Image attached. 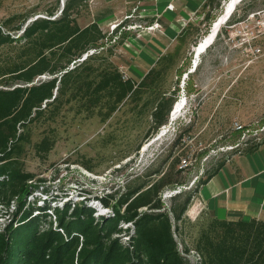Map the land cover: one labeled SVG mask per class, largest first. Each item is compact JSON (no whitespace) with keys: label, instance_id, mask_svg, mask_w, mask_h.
Instances as JSON below:
<instances>
[{"label":"trees","instance_id":"obj_1","mask_svg":"<svg viewBox=\"0 0 264 264\" xmlns=\"http://www.w3.org/2000/svg\"><path fill=\"white\" fill-rule=\"evenodd\" d=\"M89 1L64 0L59 14L56 3L45 16L27 21L32 14H14L0 24V47L20 44L22 55L21 60L0 66V211L12 203L15 206L11 217L5 213L8 222L0 226V264H191L184 255L189 248L180 251L175 234L201 186L225 160L211 171L205 170L192 189L180 187L169 196L170 204H165L162 191L184 182L173 178L182 171L175 168L180 156L174 152L190 126L177 129L173 137L161 142L164 161L169 160L166 169L148 171L147 165L144 173L125 182L123 190L117 182H108L102 194L90 195L81 189V200H65L60 206H51V202L67 193L53 194L43 186V178L35 183V174L21 165L26 146L31 145L39 155L51 149L53 140L43 137L33 143L28 128L45 111L58 109L65 97L66 102L76 103L77 111L95 113L104 122L120 104L137 101L148 90L157 93L150 110L152 130L159 131L169 120L173 99L162 87V68L174 61L173 55H161L156 62L166 63L161 68L151 67L138 81L124 77L113 61L100 60L110 38L100 25L96 21L83 26L78 23L77 14L88 9ZM240 3L217 30L215 39L223 34L224 24L238 22L259 8L248 7L238 14ZM45 74L51 77L35 81ZM263 141L243 152L231 149L252 152ZM36 191L47 196L39 205L37 199L27 201ZM94 203L109 211L96 215ZM195 247L201 255L196 264H264V221L214 217L199 230Z\"/></svg>","mask_w":264,"mask_h":264},{"label":"rangeland","instance_id":"obj_2","mask_svg":"<svg viewBox=\"0 0 264 264\" xmlns=\"http://www.w3.org/2000/svg\"><path fill=\"white\" fill-rule=\"evenodd\" d=\"M125 1L90 0L88 9H82L77 18L81 26L96 21L106 36L110 37L100 60L113 61L124 72V76L138 81L151 67L161 68L166 63L161 60L156 62L161 55L155 54V50L150 48V45L158 46L161 43L157 33L160 24L148 29L153 23H143V19L135 15L139 10L137 4L132 7ZM56 3L58 7L55 12L59 14L61 0H0V24L14 14H32L27 21L45 16V11ZM263 3L264 0L241 2L237 6L238 14L245 8L260 7ZM222 9L201 27L202 31L198 34L186 40L180 38L168 45L165 54H172L174 61L162 68V87L167 97L173 99L171 109L174 110V120L169 117L159 131V128L152 130L150 117L157 93L148 90L137 101L127 100L120 104L104 122L95 113L77 111L76 103L66 102L65 97L58 109L45 111L30 124L28 132L33 143L48 137L53 140V145L43 155L37 154L31 145L26 146L20 162L24 170L35 174V183L38 184V178H43V186L48 187L53 194L67 193L62 195L65 197L51 202V206H60L65 200H81V189L88 190L90 195L102 194L108 182H117L123 190L125 182L140 174L147 165L148 171L159 167L166 169L169 160L164 161L161 142L172 135L174 128L190 126V132L185 134L174 155L180 156V160L186 158L191 163L188 167H181L180 162L176 165L175 168L182 171L173 178L184 182L175 189L162 191L161 199L167 205L171 202L169 196L174 190L180 187L192 189L203 178L205 170L211 171L221 160L226 163L227 158L239 153L231 148L243 152L254 142L264 139V55L256 59L249 58L240 49L227 44V24H224L223 35L199 54L198 47L205 43L204 38L225 10ZM21 58L20 44L0 47V66ZM185 74L189 75L184 77ZM49 77L45 74L37 78L45 80ZM181 102H184L183 107L176 113L175 107ZM189 118L192 120L190 123ZM234 121L242 124L244 130H234ZM46 197L36 191L34 197H28L27 201L37 199L39 205L40 200ZM198 197L197 194L189 205L180 230L175 234L180 251L184 247L196 248L199 230L210 220L207 216H197L200 208L205 209V204L198 202ZM93 205L98 206L97 203ZM97 208L96 215L105 214L102 211L104 209ZM14 209L15 206H11L0 211L1 226L8 221L5 213L11 217Z\"/></svg>","mask_w":264,"mask_h":264},{"label":"crops","instance_id":"obj_3","mask_svg":"<svg viewBox=\"0 0 264 264\" xmlns=\"http://www.w3.org/2000/svg\"><path fill=\"white\" fill-rule=\"evenodd\" d=\"M223 1L225 0L125 2L132 7L137 4L139 10L134 13L143 19V23L160 24L157 33L161 43L158 46L150 45V48L155 50V54L163 55L167 53L171 42L180 40L183 36L188 39L202 31L201 27L212 20L217 12L223 10ZM169 4H172L173 8L168 7ZM205 15L208 18H205ZM198 195L200 199L197 200L205 204V209L196 210L195 215L199 211L197 216L221 220L264 221V141L252 152L238 153L230 157L225 165L201 186Z\"/></svg>","mask_w":264,"mask_h":264},{"label":"built area","instance_id":"obj_4","mask_svg":"<svg viewBox=\"0 0 264 264\" xmlns=\"http://www.w3.org/2000/svg\"><path fill=\"white\" fill-rule=\"evenodd\" d=\"M168 7L173 8V5L169 4ZM157 26L158 23H153L152 25L148 26V29H153L156 28ZM227 27L229 29L228 34L225 37L227 44H232L234 48L240 49L249 58L256 59L264 55V3L261 7L248 12L242 20L227 25ZM214 40L211 42V44L208 47H210L214 43ZM233 126H234L233 127L234 130L236 131L244 130V126L240 124L238 121H234ZM173 130L174 131L172 133V137L175 135L177 129L174 128ZM190 163L191 162L186 158H182L180 160L181 167H188ZM177 189L180 190L181 188H177ZM178 190H174L172 194L177 192ZM12 204L13 205L11 206H14V203ZM102 209H104L102 210L104 213H107L109 211L106 208H102ZM9 219L10 218H8V220ZM4 225L5 223H3V226H1L0 224L1 228H3ZM122 238L124 240H127V237L125 236H123ZM184 255L187 256L191 264H196L201 260L200 253L197 252L195 249H189V251L184 253Z\"/></svg>","mask_w":264,"mask_h":264},{"label":"bare ground","instance_id":"obj_5","mask_svg":"<svg viewBox=\"0 0 264 264\" xmlns=\"http://www.w3.org/2000/svg\"><path fill=\"white\" fill-rule=\"evenodd\" d=\"M241 0H225L223 3V8L225 9L223 14L214 22L212 29L210 30L209 34L204 38V42L203 44H200V46L198 47L199 50V54L203 53L208 46L211 44V42L214 40L215 38V33L217 32V30L221 27V25L225 22V19L227 20V17H229V15L232 13V9L233 7H235L238 3H240ZM205 36V35H204ZM203 36V37H204ZM194 48V47H193ZM195 50V48H194ZM186 102V101H185ZM183 103L181 102L179 103L175 108L176 113L180 111V109L183 107ZM174 112V110H172L171 114H170V118L171 120H173V116L172 113Z\"/></svg>","mask_w":264,"mask_h":264},{"label":"water","instance_id":"obj_6","mask_svg":"<svg viewBox=\"0 0 264 264\" xmlns=\"http://www.w3.org/2000/svg\"><path fill=\"white\" fill-rule=\"evenodd\" d=\"M63 1L64 0H61V5H63ZM228 18V17H227ZM226 20V19H225ZM193 50H194V48H192ZM192 71V70H191ZM187 76V74H185V76L184 77H186ZM171 119V118H170Z\"/></svg>","mask_w":264,"mask_h":264},{"label":"clouds","instance_id":"obj_7","mask_svg":"<svg viewBox=\"0 0 264 264\" xmlns=\"http://www.w3.org/2000/svg\"><path fill=\"white\" fill-rule=\"evenodd\" d=\"M216 34V33H215Z\"/></svg>","mask_w":264,"mask_h":264}]
</instances>
